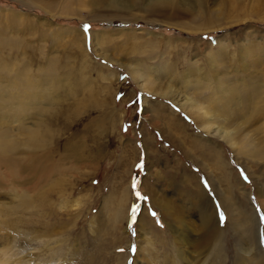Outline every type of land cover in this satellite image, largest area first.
Segmentation results:
<instances>
[{
    "label": "rangeland",
    "instance_id": "obj_1",
    "mask_svg": "<svg viewBox=\"0 0 264 264\" xmlns=\"http://www.w3.org/2000/svg\"><path fill=\"white\" fill-rule=\"evenodd\" d=\"M0 49L6 63L26 60L34 78L46 77L49 147L64 161L63 174L55 176L61 186L51 176L43 202L33 192L31 206L42 209L17 211L15 236L28 232L22 246L14 247L19 256L30 251L33 264H142L139 251L146 244L137 222L148 212L151 248L170 264L176 253L158 236L156 227L163 229L165 222L153 194L165 197L162 208L176 210L191 229L194 250L201 248L200 229L207 231L201 227V199L209 214L216 212L222 246L210 251L205 264H222L217 255L224 264H236L242 230L232 223L242 218L238 208L242 214L255 209L264 247V208L255 194L259 188L264 196V158L237 156L236 144L203 131L172 99L197 97L208 105L210 94L218 93L211 104L218 110L221 91L255 83L264 91V0H0ZM214 80L222 90L217 92ZM217 116L215 126H244L241 137L264 144V118L247 122L245 116L234 126ZM211 185L232 198L231 213ZM8 197L0 201L12 204ZM119 206L126 231L100 235L103 221L107 227ZM4 222L0 239L8 230ZM42 232L54 237L29 239ZM251 256L245 255L244 264H255Z\"/></svg>",
    "mask_w": 264,
    "mask_h": 264
},
{
    "label": "bare ground",
    "instance_id": "obj_2",
    "mask_svg": "<svg viewBox=\"0 0 264 264\" xmlns=\"http://www.w3.org/2000/svg\"><path fill=\"white\" fill-rule=\"evenodd\" d=\"M2 43H4V41ZM29 64L30 63L26 60H24V63H14V60L11 63H6L0 59V199L7 193L9 194L8 198L12 199V204H8L11 206L4 205V202L0 201V222L6 220V222H4L6 224L5 227H8V230L6 231L7 233L2 235L0 239V243L3 245V247L0 248V251L4 254V257H0V264H33L31 262L34 259L32 256H29L30 251L22 256L18 255L20 253L18 252L19 250L14 251L15 246H22L24 239L21 240V237L24 234L28 237L27 231L21 232L20 238L15 236V231L19 230L18 223L20 219V217L18 218L17 216V211L21 209L26 211L28 208L33 207L31 206V203H35L33 201V192L39 197L40 202H43L46 197V192L43 189L44 185L46 183L48 184L52 177L63 174L62 172L64 171V161L62 162V156L57 158L54 157L53 153L50 151V143L48 142L47 119L43 115L47 110V107L44 105L47 96L46 77L40 75V77L34 78ZM137 76L143 79L146 78L145 73L143 72H138ZM214 82L216 85H219L216 86L217 92L222 90L221 82L217 80H214ZM141 86L145 85L141 84ZM249 86V88L242 86L232 88L231 91L224 90V94H222L221 91L219 93L220 100L218 110L211 106V104L215 102L218 93L216 97H213L212 94H210V96L208 95L211 98L210 105H207L204 103L206 101H201L197 97H184L183 99V97L180 98L176 96V98L172 97V99L176 101L182 109L187 110L195 116L196 121L199 123L203 131L212 134V137L217 135V137L223 139L230 145L236 144L237 147L235 148V152L237 156L240 155L243 159L250 157L260 160L264 158V144H262L261 140L258 138L256 139L253 136L241 137L240 134L244 130V126L239 128L235 127L232 130L223 129L219 124L218 126H215V123L219 120L217 113L226 117L223 119L224 123L232 124L234 126V121L239 118H245V116H247L245 120L247 122L248 119H252V121L255 119L256 121V119H259L260 117L264 118V106H259L257 102L258 97H264L261 95L264 93V91L261 90L262 85L255 83ZM33 115H37L36 118H33ZM236 133H239V140L235 137ZM221 167L224 168L225 165L221 164ZM227 168L228 167L226 166V170ZM51 183L61 186V179L55 177V180H52ZM212 189L213 193L221 202V205H223L222 207L227 211V214L231 213L232 208H234L232 206V198L219 193L215 185L212 186ZM258 189L255 190V194L261 206L264 208V196L261 198L262 193L260 192L259 194ZM247 197H249L248 193L246 194V198ZM164 198L165 197H156L155 194H153L151 200L154 206L155 204L159 205L161 208V214L164 216L165 227L161 229L155 226L158 236L164 245H167L168 243L171 247V250H167L168 252L171 253L174 251L176 253V255L170 256V264H205L209 259L207 255L210 254V251L217 250L222 246L219 238L221 230L220 228L215 227L216 212H212V215L209 214V212H207L208 208L207 210L205 209L207 207L205 204L206 199H201V227L207 229V231H203L202 228L200 229L201 236L199 240L201 248L198 243L200 250H197L198 248L194 250V248H191L193 246V243L191 242L195 240V237L192 236L193 232L186 224L181 222L182 219L180 220L179 213L176 210L162 208L161 202L166 200V198ZM53 205L56 206L55 203ZM77 205H79L78 201L73 204V206ZM59 207H61V204ZM120 207L121 206L114 208V216L108 219L107 227L105 226V220L103 221L102 227L104 230L99 231L100 235H103L104 233V235L113 237L117 234L122 235L124 231H126V226L121 223L124 217L121 214L122 210L119 211ZM36 209L38 211L42 208ZM238 209L242 218L240 217V220L233 218L232 226L236 230L239 228L242 231L240 233L241 242H238L235 262L236 264H244V260L247 259L244 258L246 254L251 256L253 253H256L253 257L251 256V258L255 259V264H264V247L261 246V242H259L260 222H258V215L254 208H249L247 210L244 209L243 214L241 213L242 208ZM50 210L55 211L53 207ZM1 213H4L6 216H1ZM147 213H141L137 222L139 228L138 231L141 232L140 235H142V239H144L146 244V248L144 250L141 248L142 250L140 249L139 251L143 256V261L141 262L142 264H163L162 260L157 259V256L154 255L157 253H154L153 248H151V246H153L151 243L153 238L149 237V234L151 232L153 233L154 226ZM30 214L34 215L33 211H31ZM14 215L17 216L16 219L12 218ZM46 220L47 219H45V221ZM171 220H174L176 223ZM1 226H3V224H1ZM218 227H220V224ZM167 231H170L172 236L167 235ZM0 234H2V232ZM53 234L42 232L34 235L35 237L30 234L29 239L32 237L33 239L40 241V239L42 240L45 236H49L50 238L51 236L54 237ZM54 239L53 241L55 242ZM49 243L46 245L49 246ZM253 248L256 249V252L252 253ZM100 250L105 251L101 245ZM128 255L130 254L128 253ZM122 258L123 255H121V260ZM216 258L219 262L224 264V259L220 261L218 255ZM97 261H99V259H97ZM95 264H100V262H96ZM123 264H125V262H123Z\"/></svg>",
    "mask_w": 264,
    "mask_h": 264
},
{
    "label": "snow or ice",
    "instance_id": "obj_3",
    "mask_svg": "<svg viewBox=\"0 0 264 264\" xmlns=\"http://www.w3.org/2000/svg\"><path fill=\"white\" fill-rule=\"evenodd\" d=\"M139 97L137 98V100L133 101V103H138ZM138 207V206H137ZM134 250V249H133Z\"/></svg>",
    "mask_w": 264,
    "mask_h": 264
}]
</instances>
